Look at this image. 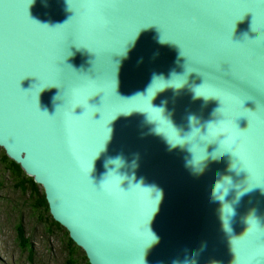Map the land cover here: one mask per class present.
<instances>
[{
  "label": "water",
  "instance_id": "1",
  "mask_svg": "<svg viewBox=\"0 0 264 264\" xmlns=\"http://www.w3.org/2000/svg\"><path fill=\"white\" fill-rule=\"evenodd\" d=\"M0 148L90 264H264V0H0Z\"/></svg>",
  "mask_w": 264,
  "mask_h": 264
},
{
  "label": "rangeland",
  "instance_id": "2",
  "mask_svg": "<svg viewBox=\"0 0 264 264\" xmlns=\"http://www.w3.org/2000/svg\"><path fill=\"white\" fill-rule=\"evenodd\" d=\"M0 179V264H83V255L71 253L62 233L49 231L34 201L17 190L9 178L5 181L3 172ZM21 222L26 230L24 239L28 240L25 244L18 237ZM31 241L33 253L27 247Z\"/></svg>",
  "mask_w": 264,
  "mask_h": 264
},
{
  "label": "trees",
  "instance_id": "3",
  "mask_svg": "<svg viewBox=\"0 0 264 264\" xmlns=\"http://www.w3.org/2000/svg\"><path fill=\"white\" fill-rule=\"evenodd\" d=\"M0 166L2 167V169L0 170V175H2L3 172L5 181L7 180L6 178H9L10 181H13L15 183L14 185L17 190L21 191L24 196H27L29 199L34 201L35 208H37V210L44 215V221L50 229L49 231L53 233H62L68 241V247L71 253L73 255L82 254V260H84L83 264H90L86 253L71 239L69 232L61 224L53 219L50 213V208L46 199L45 191L42 186L36 183L32 177L28 176L19 164L10 159L7 156L5 150L2 148H0ZM1 189L2 184L0 179V191ZM18 230V237L21 243H27L28 240L25 241L24 239L26 230L22 222L18 225ZM33 244L34 243L31 241L27 246L28 249H30L31 253L35 251Z\"/></svg>",
  "mask_w": 264,
  "mask_h": 264
},
{
  "label": "bare ground",
  "instance_id": "4",
  "mask_svg": "<svg viewBox=\"0 0 264 264\" xmlns=\"http://www.w3.org/2000/svg\"><path fill=\"white\" fill-rule=\"evenodd\" d=\"M17 164H19V163H17ZM21 167H22V165L21 164H19ZM22 169L24 170V168L22 167ZM25 171V170H24ZM25 173H26V171H25ZM27 174V173H26ZM31 177V176H30ZM33 178V177H32ZM34 179V178H33ZM35 180V179H34ZM36 182V181H35ZM37 183V182H36ZM39 184V183H38ZM40 185V184H39ZM67 230V229H66Z\"/></svg>",
  "mask_w": 264,
  "mask_h": 264
}]
</instances>
